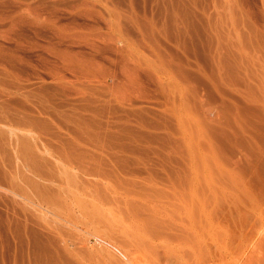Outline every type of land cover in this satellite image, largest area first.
Returning <instances> with one entry per match:
<instances>
[{
	"label": "rangeland",
	"instance_id": "rangeland-1",
	"mask_svg": "<svg viewBox=\"0 0 264 264\" xmlns=\"http://www.w3.org/2000/svg\"><path fill=\"white\" fill-rule=\"evenodd\" d=\"M192 261L264 264V0H0V264Z\"/></svg>",
	"mask_w": 264,
	"mask_h": 264
},
{
	"label": "bare ground",
	"instance_id": "bare-ground-1",
	"mask_svg": "<svg viewBox=\"0 0 264 264\" xmlns=\"http://www.w3.org/2000/svg\"><path fill=\"white\" fill-rule=\"evenodd\" d=\"M198 157V156H197ZM197 161V160H196ZM197 165V164H196ZM197 167V166H196ZM198 170V169H197ZM200 180V179H199ZM202 200V199H201ZM195 201V200H194ZM191 205H193V207L191 206L190 209L192 208L194 211H196V209H198V211H196L198 214H199V218H202L201 221L200 219L198 218L197 222H200L198 225H196V219H195V223H194V219L192 217L193 213L190 211L189 209V212L186 213V218H187V221H188V227L189 229L192 231V233L195 235L197 234L196 236L199 237V239H201L205 244L207 243L206 247L208 248V252L210 253V255H214L213 253L211 254V251L212 249L210 250L209 249V246L210 247H216V252H215V259L216 258H219L221 260L222 256L224 257V255H221L223 251H225L228 247H231L235 244H233L234 242L237 243V247H239L240 249H242L244 247V244H245V239L243 240L244 243H241L239 244V239L237 238V240L233 237L234 236V233L233 236L232 234L229 233L230 230L227 229V225L226 224H221V223H218V222H215L212 220L211 218V215L207 209H206V203H190ZM97 208V207H96ZM188 209V208H187ZM98 213V212H97ZM101 213V212H100ZM194 216V215H193ZM197 216H195L196 218ZM105 218V217H104ZM98 223V222H97ZM218 223V224H217ZM229 223V222H228ZM227 223V224H228ZM99 225V224H98ZM101 225V224H100ZM112 225V224H111ZM188 229V228H187ZM108 231V230H107ZM189 231V230H188ZM255 231V230H254ZM254 231L252 232L254 234ZM231 232V231H230ZM252 236V235H251ZM250 236V237H251ZM236 237V235H235ZM249 237V238H250ZM254 237V235H253ZM196 238V237H195ZM245 238V237H244ZM248 238V239H249ZM197 239V238H196ZM247 239V240H248ZM201 240H197V241H201ZM236 240V241H235ZM255 241V239H253ZM238 241V242H237ZM242 241V240H241ZM251 238H250V241L251 242ZM253 241V242H254ZM209 243H211V245H209ZM252 243V242H251ZM203 244V243H201ZM247 244V243H246ZM253 244V243H252ZM252 244L250 246H252ZM204 245V244H203ZM248 246V244H247ZM258 246V245H257ZM256 246V247H257ZM180 247V246H179ZM255 247V245H254ZM253 247V249H254ZM205 249V248H203ZM195 250V249H194ZM229 250V248H228ZM252 251V250H251ZM181 252V251H180ZM207 252V253H208ZM226 252V251H225ZM224 252V254H225ZM255 253V249L253 251ZM251 252V253H253ZM206 253V252H205ZM206 253V254H207ZM253 253V254H254ZM199 254V253H197ZM204 255V254H203ZM208 255V254H207ZM89 256V255H88ZM196 256V255H195ZM198 256V255H197ZM205 256V255H204ZM251 257H249L250 261L251 258H253V255L250 254ZM194 259V257H193ZM223 259V258H222ZM213 260V259H212ZM218 261V259H217ZM249 263H252L250 262ZM96 262V261H95ZM220 262V261H219ZM193 263V261H192ZM197 263V261L195 262ZM218 263V262H216ZM189 264V263H187ZM191 264V263H190ZM194 264V263H193Z\"/></svg>",
	"mask_w": 264,
	"mask_h": 264
}]
</instances>
